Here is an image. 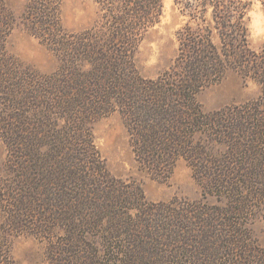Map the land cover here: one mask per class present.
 <instances>
[{"label":"trees","instance_id":"obj_1","mask_svg":"<svg viewBox=\"0 0 264 264\" xmlns=\"http://www.w3.org/2000/svg\"><path fill=\"white\" fill-rule=\"evenodd\" d=\"M91 1L102 21L70 35L62 25L64 0H27L25 26L60 60L45 75L8 53L16 20L7 0H0V137L8 149L0 165V264H16L13 236L48 224L63 232L49 264H67L66 256L85 264H201L200 256L215 263L218 250L206 252L203 235L220 219L240 236L241 216L255 210L245 191L264 188V47L257 52L251 46V3L173 0L185 17L176 33L178 54L169 70L147 79L135 60L165 0ZM229 70L258 82L261 96L204 111L198 94ZM115 112L141 168L169 177L182 158L202 199L224 194L233 205L208 212L198 201L193 207L213 219L198 224L194 211L149 203L140 187L114 177L92 125ZM156 213L165 218L157 221ZM82 229L89 230L84 237ZM92 230L98 235L89 239ZM243 253L230 261L258 264Z\"/></svg>","mask_w":264,"mask_h":264},{"label":"rangeland","instance_id":"obj_2","mask_svg":"<svg viewBox=\"0 0 264 264\" xmlns=\"http://www.w3.org/2000/svg\"><path fill=\"white\" fill-rule=\"evenodd\" d=\"M245 1L251 3L248 15L251 46L259 52L264 47V0ZM7 3L16 20L15 27L6 39L8 53L38 73L52 74L59 68L60 60L55 52L25 26L23 16L27 0H7ZM61 18L65 31L70 35L97 28L102 21L97 5L91 0H64ZM184 23L185 17L174 6L173 0H165L164 14L160 22L147 32L136 56L135 64L142 77L157 78L173 65L179 47L176 33ZM261 94L262 87L258 82L250 78L244 79L239 72L229 70L218 83L201 91L197 99L204 111L214 112L243 106L257 100ZM92 131L110 173L117 179L140 187L147 202L157 204L173 202L174 207L188 208L194 211L191 216L198 224L200 222L210 224L208 221L213 219L211 217L206 219L201 213L202 210L197 208L198 206L193 207V204L204 201L205 211L208 212L231 204L224 194L207 195L205 200L202 199V189L194 178L193 170L182 158L176 163L169 177H158L141 168L131 148L120 113L115 112L98 119L92 125ZM7 154L6 143L0 137V165L5 162ZM245 194H248V200L252 207L255 206V210L248 218L241 216L240 236L233 237L226 220L219 219L217 224L211 223L214 227H209L210 232L203 235L202 241L206 252L210 248L212 251L218 250V254L215 256V263L208 259L203 262L205 257L199 255L202 259L201 264H235L230 260H235L236 256L240 259L238 255L241 252L245 256L243 251L247 252V258L243 257L247 262L252 260L264 264V188L260 192L252 189L250 193L247 190ZM164 218V215L159 216L158 213L155 215L157 221ZM48 225L49 227L45 226L43 230L31 225L32 228L11 238L10 255L16 264H49L48 258L53 242L60 241L63 232L61 230L52 232L50 224ZM86 231L89 230L82 229L79 234L84 237ZM85 235L93 239L98 233L92 230ZM235 245L239 246L238 249ZM192 248L196 249L194 245ZM64 259H67V264H85L70 263L69 256ZM185 262L189 264L190 261Z\"/></svg>","mask_w":264,"mask_h":264}]
</instances>
